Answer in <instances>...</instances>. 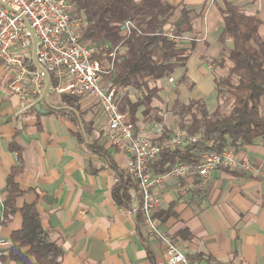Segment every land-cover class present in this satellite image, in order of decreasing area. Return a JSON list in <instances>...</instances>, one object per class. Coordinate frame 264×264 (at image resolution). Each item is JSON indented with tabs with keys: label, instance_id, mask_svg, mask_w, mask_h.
Returning a JSON list of instances; mask_svg holds the SVG:
<instances>
[{
	"label": "crops",
	"instance_id": "0c3cea01",
	"mask_svg": "<svg viewBox=\"0 0 264 264\" xmlns=\"http://www.w3.org/2000/svg\"><path fill=\"white\" fill-rule=\"evenodd\" d=\"M163 1L195 9L193 33L186 35L198 40L184 73L187 79L182 80L180 70L174 83H159L162 107L171 104L168 100L173 105L205 97L216 102L215 78L224 69L217 67L213 74L208 64L221 62L233 47L231 40L220 42L221 9L232 2L264 22V0ZM262 36L264 40V27ZM10 78L0 64V218L12 178L23 192L17 208L36 207L44 229L64 251L63 264H150V256L155 264H168L163 245L145 228L141 195L128 187V203L114 199L115 187L128 176L129 157L109 143L99 103L82 99L79 113L84 121L76 124L49 111L62 97L52 95L37 105L49 112L43 115L37 106L22 108L21 99L9 90ZM157 108L150 118L140 110L136 125L143 135L156 136L152 130L164 129V118L156 119L161 113ZM238 154L260 173L217 169L206 180L197 173L165 176L153 190L160 200L157 218L190 264H264V143ZM22 225L18 213L1 228L0 240L10 245L11 234Z\"/></svg>",
	"mask_w": 264,
	"mask_h": 264
},
{
	"label": "trees",
	"instance_id": "16d2710c",
	"mask_svg": "<svg viewBox=\"0 0 264 264\" xmlns=\"http://www.w3.org/2000/svg\"><path fill=\"white\" fill-rule=\"evenodd\" d=\"M67 2L73 6V17L81 21L82 41L87 44L93 60L112 66L102 79L106 86L116 87V99L122 100L120 111L127 121L135 126L142 109L144 117L150 118L158 111L153 103L160 101L163 88L159 83L173 78L180 70H183L182 80L187 79L184 73L194 42L181 46L169 34L195 39L186 35L193 33L195 9L184 5L173 7L163 0ZM221 12L220 42L225 44L231 40L233 47L221 62L211 63L215 68L218 66L227 71L226 77L216 76L215 82L217 100L220 102L219 95L227 91L229 108L218 103L216 109L210 111L202 99L186 103L176 100L171 112L177 129L189 136L199 135L200 140L159 154L147 167L153 175H165L176 164L195 169L201 163V154L206 152L220 153L232 149L238 154L245 148L264 143V22L258 16L248 14L242 6L228 1ZM126 22L132 24L129 31L122 28ZM133 95L135 101L131 99ZM60 99L57 108H49L50 112L65 115L76 124L84 121L79 113L78 98L63 95ZM64 105L67 108H61ZM155 116L157 121L162 120L158 114ZM121 181L114 189V199L124 205L129 202L128 187L140 192L132 177L123 175ZM22 194L10 178L0 230L18 213L23 225L11 234L10 245L0 247V264H63L64 251L44 229L36 207L17 208L16 199ZM149 259L150 264H155L153 256Z\"/></svg>",
	"mask_w": 264,
	"mask_h": 264
},
{
	"label": "built area",
	"instance_id": "2783aa9c",
	"mask_svg": "<svg viewBox=\"0 0 264 264\" xmlns=\"http://www.w3.org/2000/svg\"><path fill=\"white\" fill-rule=\"evenodd\" d=\"M72 11L73 6L67 0H0V64L11 77L9 90L21 99L23 109L46 104L52 95L96 100L106 117L102 129L109 143L129 157L127 175L137 182L142 198L140 211L148 235L163 245L168 264H190L157 218L160 200L153 193L154 188L165 176L185 178L197 173L206 180L217 169L260 171L246 157L228 149L201 154V163L195 169L176 164L165 175L149 173L148 165L159 154L197 143L200 136L176 132L155 141L137 135L134 125L120 111L116 87L103 85L102 76L112 66L93 60L87 44L82 41L81 21L73 17ZM122 28L129 31L132 24L126 22ZM169 37L181 46L198 40L171 34ZM208 69L213 71L215 65L209 63ZM169 81L174 83L172 78ZM162 132V127L151 131L157 136ZM8 245L0 240V247Z\"/></svg>",
	"mask_w": 264,
	"mask_h": 264
},
{
	"label": "rangeland",
	"instance_id": "374dc122",
	"mask_svg": "<svg viewBox=\"0 0 264 264\" xmlns=\"http://www.w3.org/2000/svg\"><path fill=\"white\" fill-rule=\"evenodd\" d=\"M218 67V66H217ZM217 67L213 70V71H211L213 74H215V72H216V70H217ZM177 75V74H176ZM176 75H175V77H176ZM228 74H227V71H226V69H224V72L220 75V76H227ZM164 82H167V81H164ZM104 83V82H103ZM161 84H163V83H161ZM104 86H106L105 85V83L103 84ZM224 94H220L219 96V98H220V102H219V100H217L216 99V102H215V99H207V97H205V100L207 101V105H208V109L209 110H215L216 109V107H217V105H218V103L219 104H221L223 107H226V108H229V95L227 94V91H225V92H223ZM205 96H207L206 94H205ZM215 98V97H214ZM217 98V97H216ZM79 99V98H78ZM131 99L133 100V101H135L136 100V96L135 95H133L132 97H131ZM80 100V102L82 101L81 99H79ZM59 101H61V99H59ZM168 101H170V103L171 104H169L167 107H162V105H161V103H160V101L159 100H156V101H154V106L155 107H157L158 105L160 106V108H159V110H160V114L159 113H157L163 120H165V123H166V125H164V129H162V131H165L164 133L162 132L161 133V135L160 136H152V135H143L138 129H137V125H135L134 127H135V130H136V134L137 135H141V136H145V137H151L152 139H154L155 140V138H160V140H164L165 138H167V137H165L164 135H167V136H169V134H173V133H176V132H182V131H180V130H178L177 129V126H176V124L174 125V117H173V115H171V110H172V106H173V101L172 100H168ZM172 101V102H171ZM118 102H119V104H121L122 103V100L121 99H119L118 100ZM213 103V104H212ZM81 104V103H80ZM215 104H216V107H215ZM100 105V104H99ZM94 107H96V106H98V105H96L95 103H94V105H93ZM57 107V106H56ZM120 107V106H119ZM171 109V110H170ZM184 133V132H183ZM161 137H163V138H161ZM160 140H155V141H160Z\"/></svg>",
	"mask_w": 264,
	"mask_h": 264
},
{
	"label": "water",
	"instance_id": "95a60500",
	"mask_svg": "<svg viewBox=\"0 0 264 264\" xmlns=\"http://www.w3.org/2000/svg\"><path fill=\"white\" fill-rule=\"evenodd\" d=\"M38 111H40L43 115H47L49 112L48 111H42L40 106L36 107Z\"/></svg>",
	"mask_w": 264,
	"mask_h": 264
}]
</instances>
